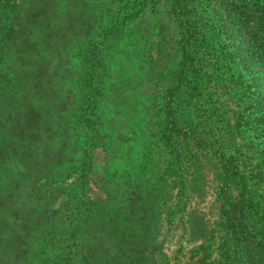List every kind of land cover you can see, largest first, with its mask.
<instances>
[{
	"label": "rangeland",
	"instance_id": "obj_1",
	"mask_svg": "<svg viewBox=\"0 0 264 264\" xmlns=\"http://www.w3.org/2000/svg\"><path fill=\"white\" fill-rule=\"evenodd\" d=\"M81 46L82 56H97L94 86L102 95L94 107L81 75L86 67L78 74L70 69L81 65L72 60ZM183 65L195 67L200 81L227 85L225 112L214 120L180 112L179 135L164 144V90L168 74ZM23 119L25 129L16 123ZM195 120L210 144L198 148L187 140ZM236 120L237 131L230 127ZM69 133L80 137V155L93 152L91 197L77 206L69 193L79 162L59 159ZM21 136L33 159L18 152ZM216 151L237 158L242 175L231 200L255 213L247 224L264 227V0H0V264H41L51 245L65 247L73 213H81L85 228L76 242L109 244L89 208L95 194H117L124 169L163 194L155 210L142 202L137 214L156 225L159 247L146 262L221 264ZM179 157L193 178L181 211L171 176ZM47 163H61L53 188L43 179ZM98 206L106 220L112 216L107 202Z\"/></svg>",
	"mask_w": 264,
	"mask_h": 264
},
{
	"label": "trees",
	"instance_id": "obj_2",
	"mask_svg": "<svg viewBox=\"0 0 264 264\" xmlns=\"http://www.w3.org/2000/svg\"><path fill=\"white\" fill-rule=\"evenodd\" d=\"M82 49L83 46L72 57H75V59H72L75 64L77 62L81 63L80 67L76 68V65H70V69L71 72L78 74L80 68L86 67L85 72H82L81 75L85 77L84 80L88 83L87 98L89 99V104L94 107L96 99L102 95V91L99 90L98 86H94L95 76L99 73L97 69L95 70L97 56L93 53L90 54V52H86L82 56ZM103 56L105 57V54ZM199 73L195 67L183 65L176 72L168 74L169 85L164 90L166 95L163 97V99H166L163 111L165 112L164 120L162 121V127L164 125V128H162V141L164 144H167L169 140L174 141L175 135H179V125L181 124L177 114L180 112L185 111L191 117H199L200 114L205 115L207 113L213 120L217 117V114L222 117V113L225 112L223 111L225 106L222 104V100L223 102L226 101L224 96L227 92L222 89L227 88V85L220 87L210 81H200L197 79ZM219 94H221V98H219ZM218 99L220 100L219 102ZM184 102L187 107H182ZM238 116L240 115L238 114ZM20 122L16 123L23 124L25 129L24 119ZM30 122L34 123L32 116ZM191 125L194 126L189 128L187 140H190L193 145L195 143L198 148L201 145L210 144L205 142L202 136H199V128L196 126L198 121H196V124ZM238 126L239 121L236 120L235 125L230 127H236L237 131ZM73 135L72 133L68 134L69 142L63 147L64 149L61 148L59 159L73 160L75 163L79 162V166L76 168L78 170V175L75 179L76 186L74 191L72 188L69 193L75 198L73 206H77L83 203L80 202L81 200L85 201L91 197L90 189L92 188L90 184L92 181L89 177L94 173V168L91 166V159L88 158H91L93 152L86 150L89 156L80 155L79 153L83 151V148L76 144L80 137L76 133L77 140H73ZM59 143L61 142L59 141ZM25 144L26 139L21 136L18 140V152H21V157L26 158L29 155L33 159V151L25 148ZM212 147L214 148L215 146L212 145ZM112 153L120 156L118 152L112 151ZM214 156L219 159L218 164H220L221 186L218 195L221 199V208L219 220L216 224V236L219 240L217 248L219 249L218 254L221 258V264H264V227L247 224L249 218L255 219V213L249 210L243 212L238 204L239 202L235 203L231 200L232 188L234 185H238V182H240L238 178L242 175L240 166L237 163H233L237 158L234 157L233 152L227 153L224 151H216ZM174 160V163L171 164V176L174 177L175 185L173 191L176 193L175 195L172 194V198L175 201L174 207L177 208V211H181L186 204L185 197L191 190V180L193 178L187 177V175H190L189 171L183 168L184 163L180 157L174 158ZM60 164H45L47 171L43 179L51 184L52 188V183H56L57 166ZM114 185L117 187L115 196L104 194L105 191L99 197L95 194L97 201L93 202L89 208L99 233L104 235L109 244H103L100 248H97L95 243L82 240L76 242L75 234L85 228H82L81 218H78L81 213L78 216L73 213L70 225H73L74 229L68 238L69 240L63 241V243H66L65 247L51 245L43 252V258L39 260L41 264H151L152 260L150 262L146 261L153 254V251L159 247L154 244L153 238L155 237L152 236L156 225L150 217H140L137 214L140 213L142 202L147 203L148 208L155 210V205L157 207V203L163 199V194L157 189V186H153L154 184H151L149 188L147 184L139 183L135 174L128 175V171L125 169L118 183ZM126 187L127 189L124 191ZM77 188L78 191L76 192ZM57 192L56 188L49 192V201L54 193L57 194ZM152 198L157 199L155 204L151 202ZM41 200L45 201L44 198H41ZM102 202H107L111 206L109 214H112V216L109 215L107 220V217L102 214L105 211L103 210L104 208L102 209L98 206ZM47 205V202H44L41 206L46 207ZM104 213L106 214V211ZM139 220L141 222L140 225H135ZM212 234L213 231L210 234V239L213 236ZM148 235L152 237L148 238ZM153 264H170V260H153Z\"/></svg>",
	"mask_w": 264,
	"mask_h": 264
}]
</instances>
